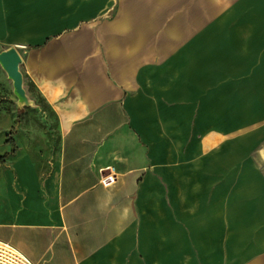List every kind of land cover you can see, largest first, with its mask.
<instances>
[{"label":"crops","instance_id":"1","mask_svg":"<svg viewBox=\"0 0 264 264\" xmlns=\"http://www.w3.org/2000/svg\"><path fill=\"white\" fill-rule=\"evenodd\" d=\"M94 3L0 0V50H18L31 103L20 107L15 97L16 110L38 111L39 99L54 117L52 132L16 115L0 117V158L6 155L0 162V240L33 264H196L207 248L193 252L191 242L205 238L184 232L189 246L177 251V195L185 194L186 227L191 193L213 191L208 161L219 157L221 130L236 137L246 130L248 138L264 130V64L217 67L210 77L215 125L201 123L187 96L190 80L187 86L168 83L177 99L160 116L159 84L145 96L142 74L120 65L113 72L93 23L57 30L42 25L41 18L95 17ZM152 47L176 46L157 41ZM3 81L13 92L7 76ZM9 135L15 147L6 142ZM101 170L114 179L103 184ZM228 189L240 191L238 184Z\"/></svg>","mask_w":264,"mask_h":264},{"label":"rangeland","instance_id":"2","mask_svg":"<svg viewBox=\"0 0 264 264\" xmlns=\"http://www.w3.org/2000/svg\"><path fill=\"white\" fill-rule=\"evenodd\" d=\"M94 8L95 17L41 18L42 25L57 30L79 21L93 23L98 47L105 50L113 72L120 65L122 71L142 74L145 96L159 84L160 116L173 104L169 101L177 99L173 89L168 91V83L187 86L190 80L188 95L187 89L185 92L196 106L201 123L206 119V125H215V82L210 77L217 67L221 63L225 67L232 63L264 64V0H95ZM157 41L165 45L170 41L176 47H152ZM136 44L142 47L134 48ZM5 78L0 67V117L18 115L20 120H33L42 131L52 132L54 117L47 106L38 99V111L24 107L19 113ZM154 112H145V117ZM221 131L225 141L217 150L219 157L208 161V167L213 168L209 169L212 178L207 176L208 187L213 191L191 193L192 222L186 227L181 223L185 194L177 195L181 214L177 217V237L181 238L176 241L177 251H186L189 242L182 236L190 231L205 238L192 240L193 252L207 248L204 252L208 256L195 258L196 264H264V130H255L250 138L242 129L238 137L231 129ZM233 137L238 139L233 141ZM237 184L240 191L231 193L228 187ZM217 185L224 188L222 193L215 192ZM217 196L222 201L219 208Z\"/></svg>","mask_w":264,"mask_h":264},{"label":"water","instance_id":"3","mask_svg":"<svg viewBox=\"0 0 264 264\" xmlns=\"http://www.w3.org/2000/svg\"><path fill=\"white\" fill-rule=\"evenodd\" d=\"M21 64L22 58L15 47H10L0 52V67L12 82L13 95L17 99V105L23 107L29 106L31 103L24 89L23 74L20 70Z\"/></svg>","mask_w":264,"mask_h":264},{"label":"built area","instance_id":"4","mask_svg":"<svg viewBox=\"0 0 264 264\" xmlns=\"http://www.w3.org/2000/svg\"><path fill=\"white\" fill-rule=\"evenodd\" d=\"M106 171L107 170H101V174L103 177L102 180L103 184H108L115 177V175L111 174V172L106 173ZM109 171H112V169H110ZM0 264H33V263L29 258L24 256L15 247H13L7 242L0 240Z\"/></svg>","mask_w":264,"mask_h":264},{"label":"trees","instance_id":"5","mask_svg":"<svg viewBox=\"0 0 264 264\" xmlns=\"http://www.w3.org/2000/svg\"><path fill=\"white\" fill-rule=\"evenodd\" d=\"M39 101H41V100H39ZM42 102V101H41ZM20 111H22V110H18V112H20ZM18 116V115H17ZM16 122H18V117H17V119L15 120V123ZM7 143H9V144H11L13 147H15V145H14V140H13V138L9 135V136H7V141H6ZM6 157V155L5 156H3V157H1L0 158V162H2L3 160H4V158Z\"/></svg>","mask_w":264,"mask_h":264}]
</instances>
